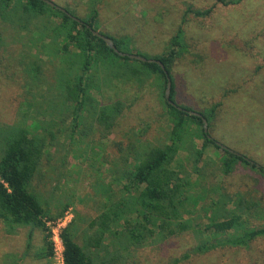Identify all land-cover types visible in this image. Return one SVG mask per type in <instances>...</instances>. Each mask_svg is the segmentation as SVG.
<instances>
[{
    "label": "rangeland",
    "instance_id": "1",
    "mask_svg": "<svg viewBox=\"0 0 264 264\" xmlns=\"http://www.w3.org/2000/svg\"><path fill=\"white\" fill-rule=\"evenodd\" d=\"M50 1L68 7L79 18L87 19L93 7L96 8L98 31L115 37L130 36L133 39V52L150 56L166 50L188 6L206 9L216 2ZM35 23L32 21L29 29L23 30L17 24L11 26L10 22L0 17V130L32 123L29 128L31 126L33 131V122H37L55 134L50 154L43 158L45 177L35 179L34 186L50 211L57 204L70 202L66 210L71 209L72 221L79 213L82 216L80 228L85 229L99 215L106 201L104 189L113 194V200L126 194L121 193L125 182H115L112 186L114 172L111 170L119 157V150L126 149L129 144L139 147L140 142L145 147L167 143L170 121L163 114L161 91L152 79L141 89L118 83L116 89V80L105 81V70L97 65L91 70L101 91L93 93L97 103L101 107L122 99L129 108H124L118 124L115 121L108 131L98 123V104L95 110L85 109L70 138L71 125L75 124H72L71 108L58 98L61 90L58 88L57 69L61 63L59 58L42 50L43 43L36 39ZM183 28L188 52L178 58L173 66L176 103L194 111L218 104L211 137L264 168V0H243L227 6L216 4L205 18L188 15ZM36 63L40 65L41 73L34 80L33 72L29 69L34 65L35 70ZM111 70L116 72V64ZM68 72L72 79L76 67ZM34 133L44 134L41 128ZM46 138L49 140L47 134ZM195 144L200 148L202 140L196 139ZM185 153L181 151L178 154L173 168L183 165L189 171L190 164H186ZM220 153L221 150L207 147L199 164L204 170L202 186L195 189L193 196L201 194L203 188L210 185H220L231 195L252 192V195L259 196L260 192L254 191L252 180L244 177L249 172L248 168L240 165L228 176L219 173L217 155ZM203 198L184 217L191 220L193 228L204 229L207 226L204 209L211 200L217 199L215 193ZM262 223L264 218L258 214L254 224ZM29 231V228L23 227L11 230L0 221V264H57L54 257L38 258V253L45 252L40 230H32L30 246L27 247ZM117 239L113 235L107 237L106 249L101 253L103 257L119 251ZM77 242L82 244V238H78ZM197 244L198 239L188 230L163 241H147L140 248L123 249L114 264H264V236L256 239L248 249L223 246L203 254H194L192 252ZM185 254L189 255L187 259L183 258Z\"/></svg>",
    "mask_w": 264,
    "mask_h": 264
},
{
    "label": "trees",
    "instance_id": "2",
    "mask_svg": "<svg viewBox=\"0 0 264 264\" xmlns=\"http://www.w3.org/2000/svg\"><path fill=\"white\" fill-rule=\"evenodd\" d=\"M242 1L216 0L214 5L206 9L188 6L166 50L159 55L150 56L138 51L133 52V39L130 36L115 37L98 31V11L94 7L87 19L77 17L75 12L66 6L62 7L68 14L83 22L81 24L67 13L40 0H0L2 19L10 22L11 26L17 24L23 30L29 29L32 21L36 22V39L43 43L42 50L59 58L61 66L57 69V76L58 88L61 91L58 98L71 108L72 124L75 123L71 125L70 138L78 126L82 111L87 108L89 111L95 110L97 107L93 93L101 91L94 74L91 73L93 66L97 65L105 70V81L112 78L116 80V89L117 83L141 89L152 79L161 91L163 114L167 115L170 121L167 143L145 147L140 142L139 147L129 144L126 149L119 150V157L111 170L114 172L112 186L115 182H125L121 193L126 194L113 200V194L110 195L104 189L106 201L100 208L99 215L85 229L80 228L82 216L76 214L72 223L62 231L63 264H114L123 249L140 248L147 241H163L169 236L188 230L198 239V244L192 252L194 254H203L223 246L248 249L256 239L264 236V223L254 224L258 214L264 218V168L257 167L249 159L250 162L245 160L243 155L237 156L216 145L217 141L211 137L210 132L218 104L196 111L207 122L208 132L205 134L201 118L189 115L167 102L164 96L166 76L158 64L142 63L118 56L87 28L89 26L111 39L115 47L123 53H135L148 59L159 60L171 79L170 100L182 109L194 111L177 104L175 100L173 66L178 58L188 52L183 23L188 15L199 19L209 16L216 4L236 5ZM115 64L116 72H113L111 67ZM33 66L29 71L33 72V79L37 80L41 73L40 65L36 63L35 70ZM74 67L76 72L71 79L68 71ZM98 107V123L108 131L115 125V121L116 125L118 124L124 108H129V105H126L124 100L117 99L116 102L101 107L98 104ZM33 124V131L31 126L29 128L26 124L8 126L0 130V221L11 230L29 228L27 247L30 246L32 230H40L45 246V252L37 254L40 259L53 256L47 221H54L62 216L71 203L57 204L53 206V211H50L36 191L34 180L45 177L42 171L43 158L50 154L49 149L54 144L55 134L37 122ZM39 128L44 132L43 135L34 133ZM196 139L202 140L200 148L195 144ZM208 146L221 150L217 156L220 162L218 170L222 176L232 174L242 165L249 170L244 177L252 180L255 184L254 191L260 192L261 195H252V192H236L231 195L220 185H210L203 188L201 194L193 196L195 189L202 186L204 170L199 164L203 161ZM181 151L186 152V164H190L189 171H186L183 165L172 167ZM209 193H215L217 199L211 200L204 209L208 224L204 229L193 228L191 220L184 217L190 214V208L195 209ZM109 235L118 237L119 251L103 257L101 253L106 249L105 240ZM78 238H82V244H78ZM188 256L185 254L183 258L187 259Z\"/></svg>",
    "mask_w": 264,
    "mask_h": 264
},
{
    "label": "water",
    "instance_id": "3",
    "mask_svg": "<svg viewBox=\"0 0 264 264\" xmlns=\"http://www.w3.org/2000/svg\"><path fill=\"white\" fill-rule=\"evenodd\" d=\"M40 1H43L44 3H46L47 5H49V6L53 7V8H55V9H58V10L64 12V13H67L62 7L56 5L55 3H53V2L50 1V0H40ZM67 14H68V13H67ZM68 15H69L70 17H72L73 20L77 21L78 23H81V24L83 23V22H81L78 18H76V17H74V16H71L70 14H68ZM87 28L90 29V32H91L94 36H96V37L102 39V40L106 43V45H107V46H108V47H109V48H110L115 54H117L118 56H120V57H127V58H129V59H131V60H137V61H140V62H142V63H156V64H158V65L160 66V68L162 69V71L164 72L165 76H166V88H165L164 96H165V99L167 100V102H168L170 105L177 107L179 110L184 111V112H186V113L189 114V115H192V116H196V117L201 118L202 123H203V131H204L205 134H207V132H208L207 122H206V120L202 117L201 114L197 113L196 111H188V110H186V109H182L181 107L176 106L175 103H173V102L170 100L171 79H170V77H169V75H168V72H167L166 69H165V66H164L159 60H156V59H148V58H146V57H143V56L138 55V54H135V53H131V54L123 53V52L119 51V50L115 47V45H114V43L111 41V39H109L108 37L103 36L101 33H99L98 31L93 30V29L90 28L89 26H87ZM207 138L210 139V136L207 135ZM216 145L219 146V147H220L221 149H223V150H227V151H229L230 153H233V154H235V155H237V156H240L239 153H236V152H234V151H232V150L226 148L225 146L221 145V144L218 143V142H216ZM244 159L247 160V161H249L246 157H244ZM249 162H250V161H249ZM257 167H259V166L257 165Z\"/></svg>",
    "mask_w": 264,
    "mask_h": 264
},
{
    "label": "built area",
    "instance_id": "4",
    "mask_svg": "<svg viewBox=\"0 0 264 264\" xmlns=\"http://www.w3.org/2000/svg\"><path fill=\"white\" fill-rule=\"evenodd\" d=\"M73 219L71 209L66 210L62 217L54 220L47 221L46 226L50 231L49 240L53 246V256L57 264H63V241L62 231L71 223Z\"/></svg>",
    "mask_w": 264,
    "mask_h": 264
}]
</instances>
